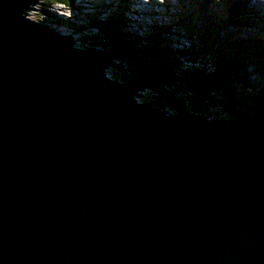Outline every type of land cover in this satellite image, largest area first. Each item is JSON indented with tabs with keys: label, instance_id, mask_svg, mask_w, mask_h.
<instances>
[{
	"label": "water",
	"instance_id": "water-1",
	"mask_svg": "<svg viewBox=\"0 0 264 264\" xmlns=\"http://www.w3.org/2000/svg\"><path fill=\"white\" fill-rule=\"evenodd\" d=\"M42 1L0 0V264H264V98L119 33L79 46Z\"/></svg>",
	"mask_w": 264,
	"mask_h": 264
},
{
	"label": "trees",
	"instance_id": "trees-1",
	"mask_svg": "<svg viewBox=\"0 0 264 264\" xmlns=\"http://www.w3.org/2000/svg\"><path fill=\"white\" fill-rule=\"evenodd\" d=\"M121 1L123 2V0ZM73 2V0H56L54 3H64L67 7L70 8L73 6ZM43 3L46 2L44 1ZM46 7L47 6H45L44 4L43 7L40 6L36 15L37 18H39L41 14H50V16L52 15V13ZM181 17L182 16H178L177 22L183 25L182 22L184 21L181 20ZM37 18L35 20H37ZM45 21L48 22V20ZM56 22L57 21L55 20L54 23ZM91 23L97 27L103 28L102 34L100 35L98 33H96L95 35L83 34L79 37V40L86 44H89L90 46H92V44H108V36L111 33L118 32L121 35L127 37V32L125 33V30L121 27V21H118L115 18L110 19V17H108L107 21H103L96 16H92ZM184 23V25L186 26L189 25L186 22ZM193 28L195 29V32L202 33V40L193 39L188 45H180V48L177 49L175 45H170L168 39L161 34L162 29L160 25L155 24L152 31L148 33L149 36L147 35V39L150 42L154 43L155 47H153L151 44H147L145 48L163 50L165 54L175 62V70L180 75L198 73L210 78L223 76L226 80L224 89L226 97L230 105L234 106L236 109H242L243 105L251 106L252 104H256V106L258 105L257 107L255 106V108L262 107L261 102L264 98V85H262L259 90H257L256 88L251 92L246 91L243 87H238V79L236 77H241L243 80H245L246 76L236 75L235 70L240 65V67H242L246 66V64H251L254 62L256 70L260 71L258 72V74L264 73V45H262L260 48H253L247 42L239 39L237 35L234 34V30L231 31L230 29L226 31L227 34H224L223 37H219L218 35H215L214 32H211V27L202 28L201 30L197 29V27L195 26H193ZM186 34L192 36L193 32L186 30ZM131 40H133L139 47H144V45H141V43H139V40L143 42L142 38H131ZM215 54H218L217 57H215ZM182 56L191 57V59H187L189 65L192 61H199L200 64H198V66H195L194 68V65H190V68L193 69H189L187 65L182 64ZM212 58L215 59L211 62V68H207L206 61ZM212 66L216 67L212 68ZM190 70L193 71L191 72ZM188 100L192 107L201 110L199 112L210 114H213L215 112V115L218 117L223 116L224 114L225 109H221V105L219 103H215L212 101L205 102L199 99L194 100L193 98H190Z\"/></svg>",
	"mask_w": 264,
	"mask_h": 264
},
{
	"label": "clouds",
	"instance_id": "clouds-1",
	"mask_svg": "<svg viewBox=\"0 0 264 264\" xmlns=\"http://www.w3.org/2000/svg\"><path fill=\"white\" fill-rule=\"evenodd\" d=\"M47 1L49 3H54L56 0H47ZM113 1H115V6H114L113 10L110 13L106 14L105 16H103V17L100 16L99 11H97V10L90 11V12H86V11L79 12L78 11V8H77L78 7V4L76 2H73V6L70 7V8L67 7L64 3H58V4H59V8H64V9H68V10L71 9L72 16H74V17L75 16L76 17H80L81 16V18H80L81 21L82 20L84 21V23L81 26H86L85 29L87 30V32L85 34H94V35L96 33H98L99 35L102 34V28L103 27H97V26L93 25L91 23V17L92 16H96V17L100 18L103 21H107L108 17H110V19L115 18L118 21H121V27H122V29L125 30V33L127 32L126 33L127 34V37L121 35L120 33L119 34L121 36L129 39V40H131V38H133V39H141L142 38L143 39V42L141 40H139L140 41L139 43H141V45H144L143 49H146L145 46L147 44H151L153 47L155 46L154 43L150 42L147 39V35H148V33H150L152 31V29H153V27H154L155 24L160 25V27L162 25H164V26L166 25L164 23V21L158 22L157 19H156V17L159 18L161 16H169L171 9L174 10V14H175L174 17H172V18H176L175 19V22H174V25L179 28V24L180 23L177 22V18H178V16H182L181 17V20H183L184 22H186V23L189 24L188 26L185 25L187 27L188 31H192L193 32V35L192 36H190V35H188L186 33H181L187 39V44L186 45H188L193 39L202 40V36H201L202 33L195 32V29L193 28V26H195L199 30L202 29V27L197 22V20H198L199 17H195V15H194L195 14V11H196V7H195L194 0L193 1L192 0H174V3H172V4H170V5L166 6V7H164V4L163 3L161 4L157 0H123V2L121 0H113ZM131 2H134L138 7H140L143 10H145L144 11V14L147 16V18H149L148 28L143 33H141V34L140 33H135V32H132V31H129V30L125 29V27H126L125 26L126 13L128 11V8H129V5H130ZM203 2L204 3L200 7V10H199L200 13H199L198 16H200V14L205 10V8L207 6H209V10L212 11V6L205 5V3H207V2H205V0ZM243 2H248V0H227V4L228 5H230L232 8L236 7L237 9H239V11L242 12L243 15L246 17V19H247L246 20V25H247V28L249 29V31H251L250 29H254V30L255 29H263L264 26H261L260 25V23H261L260 20L254 19V18L250 17L247 14V12L244 9ZM144 3H148V6L145 7L144 6ZM54 4H56V3H54ZM106 4H107L106 1H104V3L101 4L100 6H103V5H106ZM187 4H189V6H186ZM157 5L160 6V9L158 11L157 10H154L153 8H150V6L155 7ZM61 6H63V7H61ZM73 10H76V12L75 13L72 12ZM68 17L71 19L72 23L70 25H66V26L72 30V28L75 26V23L76 22L72 19L71 16H68ZM185 17L186 18H189V19H186ZM200 20L203 21L202 19H200ZM228 26L230 27V24L228 22H226V21L223 20V22H219V23H217L215 21L210 22V24L207 25V28L208 27H211L212 28V31L215 33V35H218L220 37V35L227 34L226 31L229 29ZM77 28H80V27L78 26ZM220 29H222V30H220ZM218 30H220L219 32L221 34H219ZM63 33L66 34V35H69V34H67L65 32H63ZM81 35H83L82 31H80V34L77 36V40L74 38L73 35H69V36H72L79 46L80 45L90 46V45L82 42L81 40H79V37ZM162 35L168 39L170 45L173 46L175 44V43L172 42V39L169 38L166 35V33H162ZM263 37H264V35H262V38ZM238 38H241V37L238 36ZM260 44L262 45V41H261ZM180 45H182V44H180ZM180 45L177 46L178 49L180 48ZM218 51H220V50H218ZM185 57H186V59H188L189 56H185ZM259 57H261V56H259ZM214 59L215 58H212V59H208L206 61V63H207V66L206 67L207 68H211V62ZM253 65L255 66V63H253ZM214 67H216V66H212V68H214ZM235 72H236V75H238V76H240V75L246 76V78H245L244 81H246V80H247V82L249 81V75H248L249 73H252L253 74L251 76L252 80L250 82H252V83L255 82L256 83L257 81H259L258 78H255V76L258 74V72H260L258 70L253 71L250 67L242 66L241 68L236 69ZM262 74H264V73H262ZM236 78L238 80H243L241 77H236Z\"/></svg>",
	"mask_w": 264,
	"mask_h": 264
},
{
	"label": "rangeland",
	"instance_id": "rangeland-1",
	"mask_svg": "<svg viewBox=\"0 0 264 264\" xmlns=\"http://www.w3.org/2000/svg\"><path fill=\"white\" fill-rule=\"evenodd\" d=\"M104 1H106V5H103V6H100L101 4L104 3ZM159 3H164L166 1H169V0H157ZM193 1V0H192ZM201 1L202 0H194L195 2V7H196V11H195V17H199L197 22L199 23V25L202 27V28H207V25H206V22L204 19H209V20H212V18H217L219 17L222 21L224 20V18L226 17V15L228 14V9H227V0H209L211 1L210 5L213 6V7H216L217 9L216 10H213L215 12V14L211 13L209 10V6H207L205 8V10L199 15L200 13V7H201ZM253 1V4H259V6L262 7V12H264V0H252ZM46 3H43L42 1V4L38 6H35V10L33 12V14L31 16H36L37 13H38V9L40 8V6L43 7V4L45 6H47L46 8L50 11V10H55V12L58 10L59 8V4L56 3H49L48 1H45ZM74 2H76L78 4V11L81 12V11H86V12H90V11H94V10H97L99 11V14L101 17L105 16L106 14L110 13L114 6H115V1L113 0H83V1H78V0H74ZM82 2H87V3H82ZM100 6V7H99ZM144 6L147 7L148 6V3H144ZM186 6H189V4H187ZM63 7V6H61ZM150 8H153L154 10H159L160 9V6L157 5L155 7H152L150 6ZM61 9H64V8H61ZM41 11V10H40ZM63 14H66L67 11H70L67 15H60V16H71L72 19L76 22L75 23V26L72 28V30L70 28H68L66 25L64 24H59L58 22L55 23V25H58L59 28L57 29V27H53L52 25H50V27L56 29L57 31L59 32H65L69 35H73L74 38L77 40V36L80 34V31H82L83 34H85L87 32V30L85 29L86 26H81L84 21L82 20L81 21V16L80 17H74L72 16V13H71V9H64V10H61ZM144 11L143 9H141L140 7H138L134 2H131L130 5H129V8H128V11L126 13V20H125V29L129 30V31H132V32H135V33H143L147 28H148V23H149V18H147V16L144 14ZM76 12V10H74V13ZM40 13V12H39ZM54 14V13H52ZM47 15H50V14H45V17ZM59 14H54V16H58ZM169 18V20H168ZM41 19V18H40ZM44 19V18H43ZM157 21L158 22H161V21H164V23L167 25H171L170 26V29L166 32V35L172 39V42L175 43L174 45L176 46V48L178 49L177 46H179L180 44L182 45H186L187 44V39L186 37L177 32L178 31V27H176L175 25H172V21L170 20L171 17L170 16H161V17H156ZM200 19H202L203 21H201ZM36 21V20H35ZM50 21H53L54 20H50ZM37 23H39L38 21H36ZM40 24V23H39ZM42 25V24H41ZM261 26H263V22L260 23ZM80 27V28H77V27ZM229 27V26H228ZM89 28V27H88ZM222 30V29H220ZM218 30V32L220 31ZM250 34L249 36L252 37V39L254 40H257L259 43H261L262 41V32L263 30L262 29H250ZM238 31V32H237ZM237 31H236V35H238L239 37H242L243 36V32H244V25L241 24L237 27ZM213 33V31H211ZM219 34H221L219 32ZM149 36V35H148ZM220 37H223V35H220ZM254 42L250 43L253 44ZM256 44V43H255ZM89 45V44H88ZM92 46L94 47H97V48H100L102 46V44H98V46H95L92 44ZM218 54H215V57H217ZM182 56L181 57V61H182V64L184 65H187L189 69H192L190 68V65H194L193 68L195 66H198V64H200L199 61H192L190 62V65L188 64V60L186 59V57ZM247 67H250L253 71H256V68L255 66L253 65V63L251 64H246ZM191 71V70H190ZM192 72V71H191ZM196 73H190V74H187V75H195ZM249 81L247 82L244 81V80H238L237 81V85L238 87H243L246 91H250L253 90L254 88H257L259 87L261 84L264 83V74H257L255 76V78H258L259 79V84H252L250 81L252 80L251 76L253 75L252 73H249ZM113 76V75H111ZM203 77V76H202ZM250 85H249V84ZM252 85V86H251Z\"/></svg>",
	"mask_w": 264,
	"mask_h": 264
},
{
	"label": "bare ground",
	"instance_id": "bare-ground-1",
	"mask_svg": "<svg viewBox=\"0 0 264 264\" xmlns=\"http://www.w3.org/2000/svg\"><path fill=\"white\" fill-rule=\"evenodd\" d=\"M78 1H83V0H78ZM82 3H87V2H82ZM39 5L40 4H37V6L39 7ZM61 10H64V9H61V8H58V10L55 12V10H50V12L51 13H56V14H59V15H62L63 13H62V11ZM70 11H67V13L66 14H63V15H67L68 13H69ZM72 12H74V10L72 11ZM32 18L33 19H36L37 18V16H32ZM41 18V19H40ZM44 18V19H43ZM44 20H48V23L50 24V25H52L53 27H57V29L59 28V26L58 25H55V23L53 22V21H50L51 20V18L49 17V16H46L45 17V15L44 14H41L40 15V17L39 18H37V21L38 22H43ZM65 25V24H64ZM95 46H98V44H96Z\"/></svg>",
	"mask_w": 264,
	"mask_h": 264
}]
</instances>
